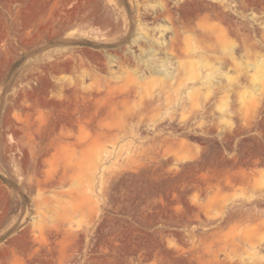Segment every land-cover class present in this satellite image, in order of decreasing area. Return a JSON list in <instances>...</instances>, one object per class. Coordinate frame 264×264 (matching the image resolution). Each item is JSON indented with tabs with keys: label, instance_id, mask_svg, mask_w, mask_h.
Returning a JSON list of instances; mask_svg holds the SVG:
<instances>
[{
	"label": "rangeland",
	"instance_id": "obj_1",
	"mask_svg": "<svg viewBox=\"0 0 264 264\" xmlns=\"http://www.w3.org/2000/svg\"><path fill=\"white\" fill-rule=\"evenodd\" d=\"M0 264H264V0H0Z\"/></svg>",
	"mask_w": 264,
	"mask_h": 264
},
{
	"label": "bare ground",
	"instance_id": "obj_2",
	"mask_svg": "<svg viewBox=\"0 0 264 264\" xmlns=\"http://www.w3.org/2000/svg\"><path fill=\"white\" fill-rule=\"evenodd\" d=\"M261 181V180H260ZM226 213V211H225ZM237 213L239 214L240 216V220H243L245 219L246 217H249V213H246V212H243L242 210H238ZM254 214V213H253ZM255 215V214H254ZM253 216V215H252ZM222 217H224V214H222ZM254 217V216H253Z\"/></svg>",
	"mask_w": 264,
	"mask_h": 264
}]
</instances>
